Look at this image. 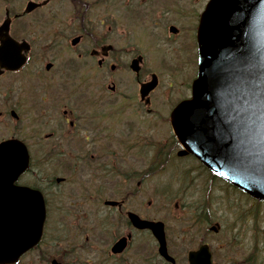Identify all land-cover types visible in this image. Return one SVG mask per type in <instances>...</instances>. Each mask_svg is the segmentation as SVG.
<instances>
[{"label":"flooded vegetation","instance_id":"af4514ba","mask_svg":"<svg viewBox=\"0 0 264 264\" xmlns=\"http://www.w3.org/2000/svg\"><path fill=\"white\" fill-rule=\"evenodd\" d=\"M209 1L0 0V146L29 160L0 168V246L45 208L3 264H264V200L181 153L171 124Z\"/></svg>","mask_w":264,"mask_h":264},{"label":"water","instance_id":"95a60500","mask_svg":"<svg viewBox=\"0 0 264 264\" xmlns=\"http://www.w3.org/2000/svg\"><path fill=\"white\" fill-rule=\"evenodd\" d=\"M201 45L204 55L192 98L173 111L175 133L207 167L264 199V105L259 101L264 90V0H212L202 20ZM235 45L237 57L229 53ZM2 152L0 146L1 176L19 174L27 165L26 152L6 158ZM32 203V215L42 221V202ZM9 258L0 252V262Z\"/></svg>","mask_w":264,"mask_h":264},{"label":"snow or ice","instance_id":"6c2138e0","mask_svg":"<svg viewBox=\"0 0 264 264\" xmlns=\"http://www.w3.org/2000/svg\"><path fill=\"white\" fill-rule=\"evenodd\" d=\"M259 101L262 105H264V90H261L259 93Z\"/></svg>","mask_w":264,"mask_h":264},{"label":"rangeland","instance_id":"374dc122","mask_svg":"<svg viewBox=\"0 0 264 264\" xmlns=\"http://www.w3.org/2000/svg\"><path fill=\"white\" fill-rule=\"evenodd\" d=\"M163 86H165V82H164V85Z\"/></svg>","mask_w":264,"mask_h":264}]
</instances>
